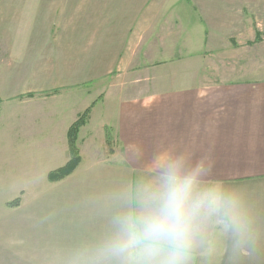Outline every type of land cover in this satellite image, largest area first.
<instances>
[{
	"label": "crops",
	"instance_id": "0c3cea01",
	"mask_svg": "<svg viewBox=\"0 0 264 264\" xmlns=\"http://www.w3.org/2000/svg\"><path fill=\"white\" fill-rule=\"evenodd\" d=\"M52 1L46 8L54 10L40 13L42 28L50 32L37 44L31 40L35 32L28 33L33 44L25 47L37 55L41 73L53 72L48 90H60L56 95L79 92L89 103L94 85L92 111H104L97 130L115 129L126 163L113 152L112 170L123 168L131 182L147 173L163 151L187 149L194 160L209 157L212 168L205 179L240 193L251 236L237 247L230 234L212 229L193 264H264V77L161 72L189 61L199 65L202 55L211 59V50L225 51L233 39L239 46L246 43L264 0ZM97 143L91 138L83 147L81 168H88L90 151L92 166L99 168ZM83 177L85 188L91 176ZM72 225L61 241L53 242L60 235H47L52 244L40 247L73 256L70 252L84 247L81 243L98 238H72Z\"/></svg>",
	"mask_w": 264,
	"mask_h": 264
},
{
	"label": "rangeland",
	"instance_id": "374dc122",
	"mask_svg": "<svg viewBox=\"0 0 264 264\" xmlns=\"http://www.w3.org/2000/svg\"><path fill=\"white\" fill-rule=\"evenodd\" d=\"M48 4L49 0H0V264H71L79 248L70 252L73 256H64L65 251L55 255L54 249L40 245H48V241L52 244L53 235H60L53 242L61 241L71 224L72 238L99 237L115 210V195L131 180L123 168L112 170L113 152L120 153L121 144L115 139L114 128H106L104 134L97 130L104 111H92L94 85L91 84L89 103L79 92L74 96L56 95L60 90H48L53 72L41 73L37 55L25 47L33 44L26 39L28 33L35 32L31 40L37 44L50 32L42 28L45 19L40 18L41 12L54 10H47ZM257 6L262 15L254 28L249 26L246 43L239 46L233 39L225 44L227 50H211L216 63L202 55L199 65L189 61L161 72H247L264 77V1ZM225 53H230L227 60ZM85 112H89L87 119L75 137L79 165L65 179L50 182L52 173L72 161L69 131ZM91 138L97 140L100 150L94 159L99 162L97 170L90 161L92 151L86 160L88 168H81L82 150ZM120 160L126 164L121 153ZM79 170L80 178L72 177ZM85 175L91 177L83 188L80 179ZM86 188H90L88 193ZM15 202L17 205L11 206Z\"/></svg>",
	"mask_w": 264,
	"mask_h": 264
},
{
	"label": "clouds",
	"instance_id": "9594fccd",
	"mask_svg": "<svg viewBox=\"0 0 264 264\" xmlns=\"http://www.w3.org/2000/svg\"><path fill=\"white\" fill-rule=\"evenodd\" d=\"M212 162L189 150L163 151L144 175L114 197L106 230L76 251L71 264H193L210 230L235 246L251 236L240 193L206 180Z\"/></svg>",
	"mask_w": 264,
	"mask_h": 264
},
{
	"label": "trees",
	"instance_id": "16d2710c",
	"mask_svg": "<svg viewBox=\"0 0 264 264\" xmlns=\"http://www.w3.org/2000/svg\"><path fill=\"white\" fill-rule=\"evenodd\" d=\"M31 96V95H29ZM89 112H85L83 114V117L81 119H78V121L73 125V127L70 129L69 131V142H70V148H71V152H72V156L73 159L72 161L63 169H60L59 171L52 173L49 176V180L50 182H58L61 181L63 179H65L67 176H69L73 171L76 170L77 166L80 163V156H79V152L77 150L75 141H76V136L77 133L80 130V127H82L87 119V115ZM13 205H17V202L12 203L11 206Z\"/></svg>",
	"mask_w": 264,
	"mask_h": 264
}]
</instances>
